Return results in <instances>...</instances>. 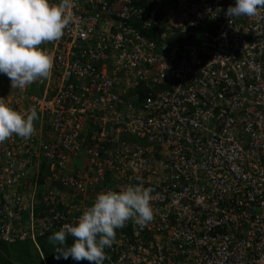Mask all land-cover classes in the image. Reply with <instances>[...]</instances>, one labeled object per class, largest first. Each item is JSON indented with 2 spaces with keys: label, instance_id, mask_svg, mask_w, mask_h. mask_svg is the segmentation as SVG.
Listing matches in <instances>:
<instances>
[{
  "label": "built area",
  "instance_id": "2783aa9c",
  "mask_svg": "<svg viewBox=\"0 0 264 264\" xmlns=\"http://www.w3.org/2000/svg\"><path fill=\"white\" fill-rule=\"evenodd\" d=\"M71 3L64 36L40 46L50 77L20 90L0 74V100L38 113L29 139L0 143V219L42 234L142 181L153 220L118 229L105 264H264V8Z\"/></svg>",
  "mask_w": 264,
  "mask_h": 264
},
{
  "label": "clouds",
  "instance_id": "9594fccd",
  "mask_svg": "<svg viewBox=\"0 0 264 264\" xmlns=\"http://www.w3.org/2000/svg\"><path fill=\"white\" fill-rule=\"evenodd\" d=\"M71 0H0V74L6 75L11 87L25 90L33 83L48 79L53 59L40 47L45 42L59 41L72 22ZM264 0H235L227 8L228 18L257 14ZM36 108L21 113L0 100V143L17 136L29 139L36 131ZM151 187L143 182L128 184L123 189L101 191L75 223H65L49 236L56 260L88 261L105 264L116 239L117 230L130 220L143 227L153 220ZM71 237V244L68 238Z\"/></svg>",
  "mask_w": 264,
  "mask_h": 264
},
{
  "label": "trees",
  "instance_id": "16d2710c",
  "mask_svg": "<svg viewBox=\"0 0 264 264\" xmlns=\"http://www.w3.org/2000/svg\"><path fill=\"white\" fill-rule=\"evenodd\" d=\"M41 174L49 176L48 169L44 165ZM40 182H42L40 180ZM3 208V201L0 198V209ZM42 213L35 206L34 217L40 219ZM29 218L28 211L22 213L20 223L26 225ZM18 221L0 219V264H89L88 261L56 260L53 246L49 243L48 238L61 227L58 225L52 231H45L42 234L31 235L29 227L27 228L26 237L21 238L17 232ZM9 226V230L7 227ZM131 226V225H130ZM130 226L124 227L125 230ZM7 230V234H6ZM6 238H2V236ZM71 237L68 243L71 244Z\"/></svg>",
  "mask_w": 264,
  "mask_h": 264
},
{
  "label": "rangeland",
  "instance_id": "374dc122",
  "mask_svg": "<svg viewBox=\"0 0 264 264\" xmlns=\"http://www.w3.org/2000/svg\"><path fill=\"white\" fill-rule=\"evenodd\" d=\"M141 4H142V1H141V3H139V5H141ZM35 229H36V227H35ZM35 229H34V231H35ZM36 231H37V229H36ZM36 231H35V232H36ZM23 235H24V234H23ZM22 237H23V236H22ZM25 237H26V236H25ZM2 238H4V239H5V238H6V236H2Z\"/></svg>",
  "mask_w": 264,
  "mask_h": 264
}]
</instances>
